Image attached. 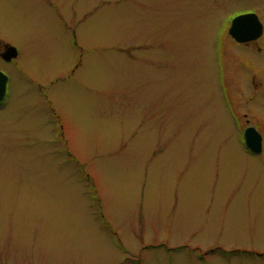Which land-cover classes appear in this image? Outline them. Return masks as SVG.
I'll return each instance as SVG.
<instances>
[{
	"label": "rangeland",
	"instance_id": "374dc122",
	"mask_svg": "<svg viewBox=\"0 0 264 264\" xmlns=\"http://www.w3.org/2000/svg\"><path fill=\"white\" fill-rule=\"evenodd\" d=\"M250 10L264 0H0L22 53L0 264H264V150L243 138L264 137V53L228 32Z\"/></svg>",
	"mask_w": 264,
	"mask_h": 264
},
{
	"label": "flooded vegetation",
	"instance_id": "af4514ba",
	"mask_svg": "<svg viewBox=\"0 0 264 264\" xmlns=\"http://www.w3.org/2000/svg\"><path fill=\"white\" fill-rule=\"evenodd\" d=\"M257 11H252V10H250V11H242V12L236 14L233 17V19L235 17H237V16H240V14H248L250 12H254V13H256L258 15L259 21L262 22L263 30H264V18L261 16L262 13L259 16ZM232 20H231V24H230V26L228 28V32L231 29V26H232V23H233ZM3 29H4V17H3V13L0 12V72L7 76L6 92H5V96L2 98V100H0V110H2L3 108H6L8 106L7 103H8L9 97H10L9 91H10L11 74L9 73L8 67L10 66V64H13V63L18 64L17 62L19 61V59L21 57V54H22L21 53V48L18 45V43L12 42L8 38H6L4 33H2V31H1ZM229 37H230L229 38L230 41L235 42L236 45L240 46L241 48L243 47V48H245V49H247V50H249L251 52L255 51V52L259 53V54L264 53V43L262 41V38L264 37V31H263L262 36L260 38L252 39L251 41H247V42H239V41H237L234 38V36L231 34V32H229ZM11 47L15 48V49H13L12 52H11ZM12 53H15L14 54L15 56H12L13 55ZM246 65L249 67V65L247 63H246ZM249 71L252 72L251 73V80L249 81L252 84L249 83V85L251 84V86H255L256 88L259 87L260 86L259 83H261V81L258 80L257 71H254V70H249ZM255 128L257 129V127H255ZM258 132H259V130H258ZM262 137H263V134H262ZM262 142H263V149H262V151H263L264 150V137H263V141Z\"/></svg>",
	"mask_w": 264,
	"mask_h": 264
},
{
	"label": "water",
	"instance_id": "95a60500",
	"mask_svg": "<svg viewBox=\"0 0 264 264\" xmlns=\"http://www.w3.org/2000/svg\"><path fill=\"white\" fill-rule=\"evenodd\" d=\"M232 26L229 32L239 42H247L252 39H258L263 33V24L259 21L256 13L250 12L248 14H240L232 20ZM15 49L11 47V52ZM15 56V53H12ZM7 76L0 72V100L5 96L7 87ZM245 143L246 146L254 153H260L263 149V137L258 130L249 126L245 130Z\"/></svg>",
	"mask_w": 264,
	"mask_h": 264
}]
</instances>
